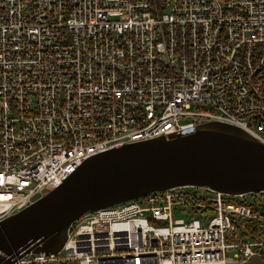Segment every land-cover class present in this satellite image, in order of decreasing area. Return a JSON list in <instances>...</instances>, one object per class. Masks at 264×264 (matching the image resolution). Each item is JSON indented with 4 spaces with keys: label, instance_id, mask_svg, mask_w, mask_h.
Listing matches in <instances>:
<instances>
[{
    "label": "built area",
    "instance_id": "built-area-1",
    "mask_svg": "<svg viewBox=\"0 0 264 264\" xmlns=\"http://www.w3.org/2000/svg\"><path fill=\"white\" fill-rule=\"evenodd\" d=\"M207 120L264 142V0H0V220L93 153ZM66 235L12 264H245L264 191L155 189Z\"/></svg>",
    "mask_w": 264,
    "mask_h": 264
},
{
    "label": "water",
    "instance_id": "water-1",
    "mask_svg": "<svg viewBox=\"0 0 264 264\" xmlns=\"http://www.w3.org/2000/svg\"><path fill=\"white\" fill-rule=\"evenodd\" d=\"M178 184L228 193L264 191V142L207 120L175 136L133 140L91 154L62 182L0 220V264L23 251H58L82 213ZM249 264H264L252 257Z\"/></svg>",
    "mask_w": 264,
    "mask_h": 264
},
{
    "label": "rangeland",
    "instance_id": "rangeland-1",
    "mask_svg": "<svg viewBox=\"0 0 264 264\" xmlns=\"http://www.w3.org/2000/svg\"><path fill=\"white\" fill-rule=\"evenodd\" d=\"M174 215H175L176 217H178V216H183V214H182V213H179V212H178V213H175ZM245 264H249V263H245Z\"/></svg>",
    "mask_w": 264,
    "mask_h": 264
}]
</instances>
